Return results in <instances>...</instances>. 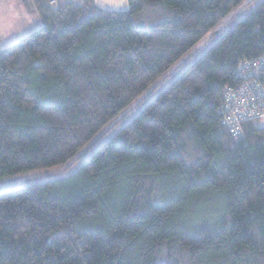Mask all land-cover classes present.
Masks as SVG:
<instances>
[{
	"label": "trees",
	"instance_id": "obj_1",
	"mask_svg": "<svg viewBox=\"0 0 264 264\" xmlns=\"http://www.w3.org/2000/svg\"><path fill=\"white\" fill-rule=\"evenodd\" d=\"M242 1L33 0L0 49V178L92 152ZM260 58L264 0L76 170L0 191V264H264V120L221 111Z\"/></svg>",
	"mask_w": 264,
	"mask_h": 264
},
{
	"label": "rangeland",
	"instance_id": "obj_2",
	"mask_svg": "<svg viewBox=\"0 0 264 264\" xmlns=\"http://www.w3.org/2000/svg\"><path fill=\"white\" fill-rule=\"evenodd\" d=\"M259 0H243L239 5L231 10V13L220 20V24L216 29L207 33L206 36L201 38L194 47L190 48L183 54L175 63H173L163 75L157 80L153 87H149L143 94H141L135 105L129 107L124 111L120 118H118L119 126L112 134L104 138L103 143L110 140L117 130L121 128L125 122L132 120L137 113L143 110L147 103L156 98L161 91H163L174 79H176L186 68L199 59L210 47L217 42L224 33L237 25L239 21L245 16ZM25 34H28L26 32ZM19 37V36H17ZM103 143L98 144L92 152L86 153L82 156L72 158L57 166H52L46 169L28 170L27 172H19L14 175L5 176L0 178V191L5 189L16 188V186H23L32 184L38 181L49 180L52 178H59L60 176L67 175L71 171L76 170L82 165L83 161L89 158Z\"/></svg>",
	"mask_w": 264,
	"mask_h": 264
},
{
	"label": "built area",
	"instance_id": "obj_3",
	"mask_svg": "<svg viewBox=\"0 0 264 264\" xmlns=\"http://www.w3.org/2000/svg\"><path fill=\"white\" fill-rule=\"evenodd\" d=\"M247 67L248 80L241 86L229 88L221 106L222 122L234 136L238 134L241 121L251 117L264 120V58Z\"/></svg>",
	"mask_w": 264,
	"mask_h": 264
},
{
	"label": "crops",
	"instance_id": "obj_4",
	"mask_svg": "<svg viewBox=\"0 0 264 264\" xmlns=\"http://www.w3.org/2000/svg\"><path fill=\"white\" fill-rule=\"evenodd\" d=\"M55 3L81 0H53ZM103 9L126 10L128 0H94ZM42 24L33 0H0V49L10 45L26 32L31 33ZM19 36V37H17Z\"/></svg>",
	"mask_w": 264,
	"mask_h": 264
}]
</instances>
